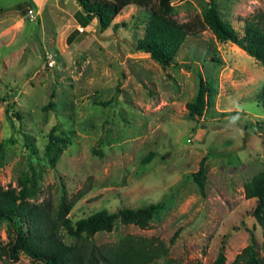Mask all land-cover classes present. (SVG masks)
Returning <instances> with one entry per match:
<instances>
[{"label":"rangeland","instance_id":"rangeland-1","mask_svg":"<svg viewBox=\"0 0 264 264\" xmlns=\"http://www.w3.org/2000/svg\"><path fill=\"white\" fill-rule=\"evenodd\" d=\"M27 1L0 0V185L29 188L35 179V200L55 207L63 196L71 221L105 209L112 229L95 233L97 246L133 234L161 241L180 264H209L220 250L229 264L251 232L264 257L255 199L242 190L264 169V67L214 38L202 20L208 0H170V18L187 33L164 68L134 49L148 8L128 4L100 32L94 20L78 24L74 0ZM214 2L239 33L243 18L264 14V0ZM198 75L214 79L217 94L192 119L185 103ZM53 126L69 141L50 166L43 148ZM204 155L202 197L190 173ZM149 204L146 227L119 221L120 208ZM6 241L0 223V245ZM17 264L30 261L19 254Z\"/></svg>","mask_w":264,"mask_h":264},{"label":"trees","instance_id":"trees-1","mask_svg":"<svg viewBox=\"0 0 264 264\" xmlns=\"http://www.w3.org/2000/svg\"><path fill=\"white\" fill-rule=\"evenodd\" d=\"M30 1V0H29ZM29 1H27L29 3ZM79 9L74 16L83 28L92 20L101 32L111 23L118 12L128 4L141 6L150 10L143 25V34L137 39L134 49L144 52L161 67L171 64L186 37L185 26L178 25L170 18V0H74ZM29 4H32L31 1ZM155 5L154 9L149 6ZM202 20L219 42H230L243 50L264 67V14L257 12L251 17L243 18L241 32L236 31L224 20L216 8L214 0H208ZM117 23H112L115 28ZM86 32L79 31V37ZM66 40L69 41L67 37ZM217 94L214 79L197 76V88L194 96L185 103L187 114L192 119L202 116L205 109L213 103ZM258 97L264 99V83ZM110 100L100 105H107ZM51 102L44 106L50 107ZM51 127L43 154L50 166H54L62 147L69 141L67 134H54ZM202 156L197 169L190 173L200 196L205 193L204 161ZM142 158L141 162H146ZM30 187L23 183L17 187L0 185V223L6 226L7 241L0 245L3 264H17L18 255L23 254L30 264H180L166 257L167 247L159 240L133 234H124L113 243L97 246L92 238L95 233L109 232L112 229V216L100 209L71 221L66 216L71 202L60 196L57 205L46 199L35 200L36 181L31 179ZM245 198H254L255 205L251 211L261 231L260 247L264 251V169L252 173L242 183ZM152 204L135 208L122 207L118 210L119 221L133 224L139 228L147 226L154 212ZM63 235L70 241H64ZM177 232L169 239L174 241ZM225 256L220 250L209 264H223ZM200 264V263H198ZM229 264H264V257L257 254L253 234L249 241L237 252Z\"/></svg>","mask_w":264,"mask_h":264},{"label":"built area","instance_id":"built-area-1","mask_svg":"<svg viewBox=\"0 0 264 264\" xmlns=\"http://www.w3.org/2000/svg\"><path fill=\"white\" fill-rule=\"evenodd\" d=\"M26 15L30 17V19H33V11L31 8H26ZM48 64H51L48 62Z\"/></svg>","mask_w":264,"mask_h":264},{"label":"crops","instance_id":"crops-1","mask_svg":"<svg viewBox=\"0 0 264 264\" xmlns=\"http://www.w3.org/2000/svg\"><path fill=\"white\" fill-rule=\"evenodd\" d=\"M32 1H35V0H32Z\"/></svg>","mask_w":264,"mask_h":264}]
</instances>
